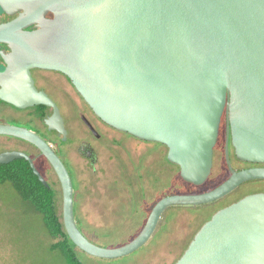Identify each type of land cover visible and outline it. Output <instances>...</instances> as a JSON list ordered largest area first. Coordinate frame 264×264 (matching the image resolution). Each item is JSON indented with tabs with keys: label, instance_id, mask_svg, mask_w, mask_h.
I'll list each match as a JSON object with an SVG mask.
<instances>
[{
	"label": "water",
	"instance_id": "1",
	"mask_svg": "<svg viewBox=\"0 0 264 264\" xmlns=\"http://www.w3.org/2000/svg\"><path fill=\"white\" fill-rule=\"evenodd\" d=\"M12 20L0 24V101L16 109H52L49 131L66 139L56 105L34 85L30 71L66 76L97 118L135 139L167 150L179 178L203 185L212 168L225 114L237 159L264 164V0H0ZM32 28L31 30H28ZM0 136L34 146L53 168L61 189V221L71 243L104 260L125 257L155 234L171 207L213 203L238 185L264 180V168L231 172L210 191L168 195L152 207L129 242L103 248L74 218L70 176L50 146L25 128L0 124ZM24 159L0 155V165ZM174 264H264V193L216 211Z\"/></svg>",
	"mask_w": 264,
	"mask_h": 264
},
{
	"label": "rangeland",
	"instance_id": "2",
	"mask_svg": "<svg viewBox=\"0 0 264 264\" xmlns=\"http://www.w3.org/2000/svg\"><path fill=\"white\" fill-rule=\"evenodd\" d=\"M5 112L1 121L28 127L11 119L9 109ZM62 112L68 135L74 134L79 130L75 117L65 107ZM22 114L18 111L19 120ZM117 138L118 146L103 150L92 165L74 153L70 163L64 159L73 181L74 214L81 221L80 229L83 227L89 241L103 248L119 247L135 236L159 196L194 192L178 179V167L166 163L164 146L123 134ZM51 179L56 181L53 174ZM55 189L61 213L57 182ZM0 196V264H66L59 252L50 249L54 241L46 235L40 215L18 199L13 189H0ZM196 208H169L150 241L130 255L104 260L77 251V257L82 264H174L207 216L203 206Z\"/></svg>",
	"mask_w": 264,
	"mask_h": 264
},
{
	"label": "flooded vegetation",
	"instance_id": "3",
	"mask_svg": "<svg viewBox=\"0 0 264 264\" xmlns=\"http://www.w3.org/2000/svg\"><path fill=\"white\" fill-rule=\"evenodd\" d=\"M14 17H16V15L8 16L0 8V24L8 22L12 20ZM31 29L32 28H29L28 30ZM0 50L3 52L8 51L6 46L3 44H0ZM4 69H5V64L3 63L0 57V73ZM30 73L36 89L38 91H43L47 95V97L58 108L59 114L63 120L64 128L66 130L65 141H62V136L58 135L55 131H49L44 123L45 120L48 117H50L52 114V109L49 107L43 105H37L34 107L21 110V109H16L0 101V115L6 113L5 109H9L10 110L9 115L11 119L15 121H19L20 123L28 124V127L30 128L24 125H21V128H25L27 130L34 132L50 146V148L59 157L64 167L66 168L73 186L71 173L64 161L65 158H67L68 160L70 158V154L74 153L80 158L84 159L86 162H88V164L92 165L97 161L98 155L103 150L111 149V147L114 145L118 146L119 144L117 138L118 134H123L126 136L129 135L111 128L110 126L102 122L99 118H97L95 114L92 112V110L88 107V105L80 97V95L76 92V90L74 89V87L72 86V84L70 83V81L66 76L58 72L38 70V69H33L30 71ZM64 107L68 110V112L71 115L75 117L76 120L75 123L78 124L79 126L78 127L79 130L75 131V133L71 135H68V131L66 128V118L62 112V109ZM37 109H39L40 114L38 113ZM18 111H22L23 113L22 114L23 119L21 120L18 119ZM0 124H6V123L0 120ZM141 142H145V141H141ZM61 143H63L64 145H62ZM24 144L29 146L30 148L29 147L23 148L22 146ZM4 153L25 154L30 158L34 168L45 180L47 185H50L51 187L55 188V184L57 182L58 186L60 187L58 178L51 165L44 158V156L31 144L17 138L0 136V155ZM21 160L24 159H14L9 163L0 165V189L14 190V188L16 187L23 186V182L19 177L20 171L18 169L19 168L18 165ZM165 160H166V155H165ZM25 162L28 164L30 168L29 163L27 161ZM260 168H264V164L248 163L236 158L234 154V149L231 144V131H230L229 122L225 114H223L219 124L217 140L213 148L212 168L210 175L206 180V182L199 187H195L189 184L194 188L193 190L194 192H192L191 194H200L212 190L213 188L217 187L218 185L226 181L231 176L232 171L238 173L249 169H260ZM30 170L33 173L31 168ZM51 174H53L56 181H53L51 179ZM258 193H264V180H251L244 182L238 185L234 190H232L223 198L213 203L202 205L204 207L203 209H205V213L207 216L205 218L203 217L204 221L201 224V226L207 220H209L210 217L216 211L224 207H227L246 196L258 194ZM73 194H74V186H73ZM163 195H165V193ZM163 195L159 196L156 200L152 202L148 215L152 207L155 205V203L161 198L165 197ZM0 198H2V196H0ZM17 198L19 199L18 196ZM194 209L197 208L195 207ZM163 220H165L164 216L160 218L157 229L159 228V226L161 225V221ZM135 236H133L131 239H133Z\"/></svg>",
	"mask_w": 264,
	"mask_h": 264
},
{
	"label": "trees",
	"instance_id": "4",
	"mask_svg": "<svg viewBox=\"0 0 264 264\" xmlns=\"http://www.w3.org/2000/svg\"><path fill=\"white\" fill-rule=\"evenodd\" d=\"M39 109L37 111L40 114ZM165 161L170 164L167 160ZM18 166L19 177L23 182V186L14 188V191L24 204H27L33 212L40 215L46 235L54 241L50 245V249L59 252L66 264H82L77 257V251L79 250L71 243L63 228L57 201V190L50 185L48 187L43 186L24 160H21ZM178 179L182 181L179 175ZM168 195L170 194L166 192L163 196ZM74 218L78 229L83 234L84 230L83 227L81 228L83 231L80 229L79 225L82 224L76 213Z\"/></svg>",
	"mask_w": 264,
	"mask_h": 264
}]
</instances>
